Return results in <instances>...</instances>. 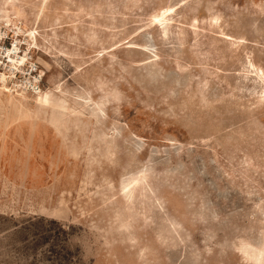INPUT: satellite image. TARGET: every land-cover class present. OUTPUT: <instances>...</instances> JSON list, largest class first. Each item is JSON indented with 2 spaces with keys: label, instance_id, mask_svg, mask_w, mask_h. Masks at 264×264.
<instances>
[{
  "label": "rangeland",
  "instance_id": "1",
  "mask_svg": "<svg viewBox=\"0 0 264 264\" xmlns=\"http://www.w3.org/2000/svg\"><path fill=\"white\" fill-rule=\"evenodd\" d=\"M0 264H264V0H0Z\"/></svg>",
  "mask_w": 264,
  "mask_h": 264
},
{
  "label": "bare ground",
  "instance_id": "2",
  "mask_svg": "<svg viewBox=\"0 0 264 264\" xmlns=\"http://www.w3.org/2000/svg\"><path fill=\"white\" fill-rule=\"evenodd\" d=\"M13 56H14V55H13ZM9 57H10V61H11V62H13V63L15 64V63H16V61H15V59L12 57V55H11V54H10V56H9ZM18 63H20V62H18ZM3 79H4V80L6 79V77H5L4 75H3ZM3 79H2V80H3Z\"/></svg>",
  "mask_w": 264,
  "mask_h": 264
}]
</instances>
